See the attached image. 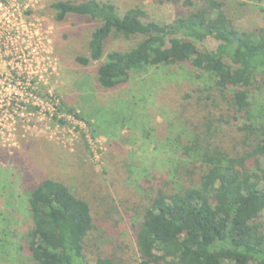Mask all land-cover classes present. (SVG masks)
<instances>
[{"label": "rangeland", "instance_id": "374dc122", "mask_svg": "<svg viewBox=\"0 0 264 264\" xmlns=\"http://www.w3.org/2000/svg\"><path fill=\"white\" fill-rule=\"evenodd\" d=\"M51 1L55 0H31L30 11L16 22L29 26V32L21 35V30L12 29V69L0 55V81L7 77L11 88L8 96H0V230L9 228L0 234L5 245L0 264H19L28 257L18 249L31 226L28 192L46 177L61 178L90 203L96 228L88 237L87 255L98 249V254L125 261L133 251V215L128 209H134L157 181L172 177L173 165H183L182 158L163 146L173 130L181 128L186 136L210 123L212 144L235 155L244 151L236 130L240 124H225L223 102L207 99L215 92L203 91L212 84L188 65L150 69L117 90H101L95 81L97 63L81 67L74 62L85 56L96 25L71 15L56 22ZM112 1L120 14L141 6L159 25L184 16L186 1L191 9L200 5L198 0ZM218 1L237 30L264 26V0ZM136 42L110 38L104 52L126 51ZM248 90L253 101L264 103L258 84ZM91 113L101 121L96 135L80 120ZM179 167L177 175L183 178L188 167ZM74 169L79 181L85 179L81 188L66 182ZM184 179L168 181L166 189L188 185Z\"/></svg>", "mask_w": 264, "mask_h": 264}, {"label": "trees", "instance_id": "16d2710c", "mask_svg": "<svg viewBox=\"0 0 264 264\" xmlns=\"http://www.w3.org/2000/svg\"><path fill=\"white\" fill-rule=\"evenodd\" d=\"M198 1L192 9L186 1L188 12L162 25L141 6L120 14L112 0H55L49 8L58 23L71 15L96 25L85 56L74 62L81 67L97 63L95 81L103 91L117 90L150 69L188 65L199 71V78L212 84L203 91L215 92L207 99L223 102L225 124H240L236 130L244 151L232 155L214 146L210 123L204 125L206 132L196 128L192 135L173 130L163 146L183 165H173L172 177L157 181L128 209L133 251L125 261L98 249L87 255L88 237L96 228L90 203L61 178L42 179L28 192L31 226L18 248L28 257L19 264H264V103L253 101L248 90L255 84L264 90V26L239 31L223 2ZM110 38L137 42L105 54ZM94 114L80 120L96 135L101 121ZM179 166L188 167L183 177L188 185L166 189L168 181L183 179ZM71 173L66 182L86 184L75 169ZM4 228L0 234L9 231ZM0 249L5 250L1 242Z\"/></svg>", "mask_w": 264, "mask_h": 264}, {"label": "built area", "instance_id": "2783aa9c", "mask_svg": "<svg viewBox=\"0 0 264 264\" xmlns=\"http://www.w3.org/2000/svg\"><path fill=\"white\" fill-rule=\"evenodd\" d=\"M30 3L31 0H0V36L2 40L0 55L3 54V56H5V66L8 70L13 67L9 60V55H11L13 51V39L10 38V35L12 34V29L21 30V35L29 32V26L27 27L23 23L16 22L23 17V13L30 11ZM2 64L3 63L0 61V66ZM7 79V77L3 78V83L0 81V96L3 98L8 96L11 90L10 86L6 83Z\"/></svg>", "mask_w": 264, "mask_h": 264}]
</instances>
